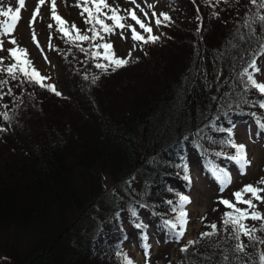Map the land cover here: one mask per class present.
Returning a JSON list of instances; mask_svg holds the SVG:
<instances>
[{
    "label": "trees",
    "instance_id": "1",
    "mask_svg": "<svg viewBox=\"0 0 264 264\" xmlns=\"http://www.w3.org/2000/svg\"><path fill=\"white\" fill-rule=\"evenodd\" d=\"M166 2L175 14L167 11L171 23L161 26L160 40L138 41L142 53L106 73L95 66L108 63L104 49L93 57V45L111 43L116 49L117 29L102 32L103 40L75 42L58 30L53 50L67 83L65 91L56 87L59 96L0 72V80H9L0 92L12 90L0 97V113L11 117L0 116V128L6 129L0 131V264H126L125 257L133 259L125 236L138 238L145 251L147 224L163 246L147 264L168 261L182 238L176 236L179 225L173 231L163 222L175 223L179 216L173 202L190 167L214 180L213 168L234 163L217 155L235 154L222 143L227 130L243 121L261 128L264 93L243 73L252 72L250 62L262 55L264 28L247 24L264 10L251 0ZM79 17L73 24L91 36L88 13ZM219 202L172 264H255L264 253V232L253 233L258 240L243 234L237 240L233 229L225 230L223 219L232 209ZM253 202L264 214V202ZM238 243L246 246L243 252L235 250Z\"/></svg>",
    "mask_w": 264,
    "mask_h": 264
},
{
    "label": "rangeland",
    "instance_id": "2",
    "mask_svg": "<svg viewBox=\"0 0 264 264\" xmlns=\"http://www.w3.org/2000/svg\"><path fill=\"white\" fill-rule=\"evenodd\" d=\"M107 3L112 6H119L120 15H127L124 10L135 8L136 14L145 23L150 22V26L153 28V33L160 36L161 27H157L155 24L156 17H153L152 13L155 12L157 16L161 13H167L169 10L175 14L174 9L166 2V0H136V3L148 13V18L145 19L144 13L137 8L135 4L131 3V0H107ZM148 4H152L154 7L149 9ZM0 6H11L14 10L18 7V0H0ZM39 6V13L33 20V14ZM57 14L67 22L68 29H71L73 22L81 20L79 17L82 13L80 9L82 0H56ZM92 7V5H88ZM107 12V9L104 10ZM86 13V12H85ZM111 15V13H109ZM162 18V17H160ZM6 18L0 17V20ZM126 23L134 24L129 18ZM51 25V27H49ZM137 31L142 30L137 25ZM59 25L52 18L51 12V0H45L43 5H39V0H25V7L21 9V18L17 23L15 31L5 37L2 51H0V57L3 58L4 66H8L14 63V59L10 56L8 49L13 47H19L26 49L28 52V59L32 61V65L39 71L42 76L49 77L45 81H49L56 85L59 90L65 91L67 83H64L65 72L60 65V61L57 57V52L53 50L55 43V35H57ZM33 32L35 33V39L33 38ZM147 35L146 33H142ZM114 49L117 57L126 58L131 51V57L142 53V48L138 44V41L134 42L131 38V31L125 28L124 30L117 29V35H115ZM17 41V45H13L9 41L11 39ZM260 69L259 72L254 73V78L258 83H264V54H262L256 63ZM232 136L237 144H243L247 149V159L251 161L243 171L240 170L239 165H228L227 163H221L223 166H228L227 171L231 176V180L227 183V187L224 189L221 186L217 176L213 175L214 180L205 175L198 167L192 166L189 169L187 176V182L184 189L179 191V194L186 195L190 198L191 203L184 206L187 212V224L184 230V236L182 237V243L173 244L170 251V259L166 261L162 258L159 264H172L177 253L181 252V248L186 244H190V241H194L198 236L199 231L203 227L204 219L210 218L213 213L214 206L217 202L223 200H229L232 203L237 202L234 193L241 191L246 185L254 184L253 186L264 188V184H261V180H264V129L259 128L252 122H240L231 127ZM110 181V178H108ZM251 182V183H249ZM175 185V184H174ZM234 186V189H231ZM221 191L223 193H221ZM264 193H260L262 197ZM252 198L247 196L244 199ZM255 200V199H254ZM257 201V200H255ZM219 202V203H220ZM258 202V201H257ZM254 203V202H253ZM179 209V196L173 202ZM242 204V203H239ZM255 204V203H254ZM245 205V204H243ZM143 215V212H141ZM219 213V212H218ZM218 213H215L218 216ZM177 214V213H176ZM176 220V219H175ZM59 221V220H58ZM148 217L145 216L143 222L147 224ZM147 244H149V255L146 257L141 242L138 238L131 235L125 236L123 240L124 247L130 254V258L133 259L134 264H147L157 256V253L162 249V239L155 231L153 225H148L146 228ZM145 235V236H146Z\"/></svg>",
    "mask_w": 264,
    "mask_h": 264
},
{
    "label": "snow or ice",
    "instance_id": "3",
    "mask_svg": "<svg viewBox=\"0 0 264 264\" xmlns=\"http://www.w3.org/2000/svg\"><path fill=\"white\" fill-rule=\"evenodd\" d=\"M206 2H211V0H206ZM224 3H228L229 0H223ZM45 0H39V5H43ZM131 3L135 4L137 8H140V5L136 3V0H131ZM216 3H221V0H216ZM251 3L255 5L258 9L264 10V0H251ZM18 7L15 10L11 6H0V17H4L6 19L0 20V51L4 50V39L3 37L13 33L17 27V23L21 18V9L25 7V0H18ZM82 15L83 13H88V17L86 19V23L90 24L91 27L87 29L88 32H91L92 35L89 36L87 34H81L80 30L76 28L73 24L71 27L75 29L76 35L74 37L71 36V32L67 27V22L63 20L61 16L57 14V6L56 0H51V12L52 18L58 23L59 25V32H61L64 36H69L70 39L75 41H95L97 39L103 40L104 37L101 33H107L109 35L113 34L116 29L124 30L127 28L131 31V38L134 42L140 41L144 44L148 43H156L160 40V36L155 35L153 33V28L150 26L149 23H145V20H142L140 17L137 16L135 8L124 10L127 15H120V8L119 6H112L107 3V0H82ZM88 5H92L89 7ZM147 7L152 9L154 6L152 4H148ZM107 9V12L104 10ZM140 11L144 13L145 19L148 18V13L144 11L143 8H140ZM39 13V6L35 10L33 14V20L35 16ZM111 13V15H109ZM153 17H156L155 24L157 27L161 26H168L171 23V17L167 13H161L159 16L155 12L152 13ZM213 16H218V13H212ZM103 17V18H101ZM160 17H163L161 19ZM134 22V24L126 23L128 19ZM250 23L247 24V27L250 29L252 28L253 24H259L262 28H264V14L257 13L254 17L249 18ZM111 20L112 23L109 24L106 21ZM97 25L99 27H97ZM142 30L137 31V27ZM51 27V25H49ZM254 31V29H253ZM146 33V35L142 34ZM33 38L35 39V33L33 32ZM13 45H17V41L13 38L9 41ZM97 51L92 52L93 57H100L101 53L98 51L100 48L104 49L103 52V59L108 61L107 64L104 63H97L95 66L101 69L102 72H107L108 69L111 67L113 70L117 68H122L128 66L131 60V51L126 58H119L116 57L113 45L111 43H103V44H94L93 45ZM81 51L84 49L81 47ZM10 56L14 59V63H11L8 66H4L3 58L0 57V72H5L11 80H17L20 83H24L25 80L29 83H35L40 85L41 87H46L50 91L54 92L56 95H61V93L56 89L55 85L47 84L45 85L43 82L49 77L42 76L39 71L32 65V61L29 60L28 52L26 49L13 47L8 49ZM260 53L264 54V44L260 49ZM251 68L255 70V72H259L260 69L257 67L255 63V57H253L252 61L249 65ZM18 73L20 75H18ZM244 76L247 77V81L249 85L255 89H258L260 93H264V83H258L257 80L254 78V73L247 71L243 73ZM99 77H93V82ZM9 84V80H0V89L7 86ZM12 90L11 88L8 89L7 93L0 92V97L2 95H11ZM7 107V105H5ZM259 107L264 108V102L259 104ZM0 116H3L5 120H10L11 117L8 115L7 112L0 113ZM261 129H264V123H260ZM6 129L0 128V131H5ZM224 131L223 129H220ZM229 136L226 140L222 141L223 144L235 149V154L227 155L226 153L220 152L217 155L220 156H227V159L232 160L237 165L241 171H243L247 166L250 165L251 161L247 159V149L246 146L243 144H237L232 136V130H227ZM213 172L216 174L217 179L220 181L221 186L223 187L227 183L230 182L231 176L228 171L224 168H213ZM261 184H264V180H261ZM261 192H264V188L253 186V185H246L241 191H237L234 193L237 203H242L247 205L246 209H242L237 207L235 203L230 202L229 200H223L222 203L226 205L232 211L225 213L223 224L225 230L227 231L229 228L233 229V237L237 240L240 239L241 234L248 236L251 240H258L259 237L253 235V233L257 231L264 232V214L257 211V205L253 203V200L264 202V197L260 195ZM250 193L252 198L244 199L243 197ZM179 196V216L176 218V222L174 223L171 220H165L163 223L168 226L173 231L176 230L177 225L180 227V231L176 232L177 238H182L184 236L185 226L187 224V212L185 211L184 206L188 203H191V200L188 196L183 194H177ZM169 204H172V201H168ZM173 211H176L174 208ZM253 220V221H261L262 226L260 228L249 227L244 223L245 220ZM137 227H143V225H137ZM211 227L215 230L217 226L215 224L211 225ZM214 233H202V236H210ZM145 241H147V236L144 237ZM189 243H194L190 241ZM264 243V240L261 241ZM145 255L146 257L149 255L150 245L145 243ZM245 245L243 243H238L236 245L237 252H243L245 249ZM182 251H187V247L181 249ZM126 259V264H134L133 261L130 259ZM255 264H264V253H261L258 260Z\"/></svg>",
    "mask_w": 264,
    "mask_h": 264
}]
</instances>
